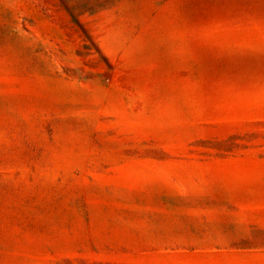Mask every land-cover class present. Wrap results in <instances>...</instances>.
I'll list each match as a JSON object with an SVG mask.
<instances>
[{"label":"rangeland","instance_id":"1","mask_svg":"<svg viewBox=\"0 0 264 264\" xmlns=\"http://www.w3.org/2000/svg\"><path fill=\"white\" fill-rule=\"evenodd\" d=\"M0 264H264V0H0Z\"/></svg>","mask_w":264,"mask_h":264}]
</instances>
